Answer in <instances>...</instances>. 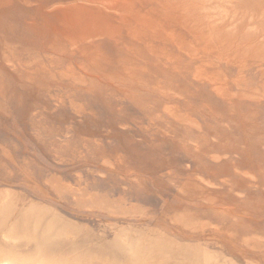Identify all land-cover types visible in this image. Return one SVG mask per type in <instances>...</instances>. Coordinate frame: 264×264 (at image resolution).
I'll return each mask as SVG.
<instances>
[{
  "label": "rangeland",
  "instance_id": "374dc122",
  "mask_svg": "<svg viewBox=\"0 0 264 264\" xmlns=\"http://www.w3.org/2000/svg\"><path fill=\"white\" fill-rule=\"evenodd\" d=\"M264 264V0H0V258Z\"/></svg>",
  "mask_w": 264,
  "mask_h": 264
},
{
  "label": "bare ground",
  "instance_id": "6f19581e",
  "mask_svg": "<svg viewBox=\"0 0 264 264\" xmlns=\"http://www.w3.org/2000/svg\"><path fill=\"white\" fill-rule=\"evenodd\" d=\"M9 253H6V254H4L3 256H6L5 258H0V264H12V263H10V262H8V257H9ZM15 264H27V263H25V262H17V263H15Z\"/></svg>",
  "mask_w": 264,
  "mask_h": 264
}]
</instances>
